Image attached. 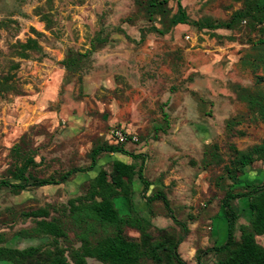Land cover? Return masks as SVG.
Listing matches in <instances>:
<instances>
[{
    "label": "rangeland",
    "instance_id": "374dc122",
    "mask_svg": "<svg viewBox=\"0 0 264 264\" xmlns=\"http://www.w3.org/2000/svg\"><path fill=\"white\" fill-rule=\"evenodd\" d=\"M244 1L181 3L190 22H214L227 21ZM138 2L0 0V81H8L0 85V181L16 182L15 168L28 158V171L38 179L57 180L70 169L86 168L92 149L111 145V127L126 125L137 142L122 146L144 155L143 175L151 185L143 194L135 180V195L120 200L119 210L149 218L152 234L164 228L182 236L178 253L187 264H196L197 255L202 264H215L212 252H201L225 242L221 199L230 190H244L226 172L232 148L246 151L264 140V121L249 104L250 97L264 96V33L242 23L215 31L183 26L165 35L177 15L175 1L168 3V18L154 21ZM29 40L36 48L24 50ZM65 60L74 63L68 70ZM213 146L217 156L210 157ZM116 159L141 164L102 153L95 169L61 184L18 192L1 188L0 245H77L71 227L68 239L30 233L39 218L28 214L46 209L49 218L61 216L68 201L86 193L90 179L99 169L109 171ZM238 174L240 181L261 183L264 160ZM155 190L166 194L185 230L168 218L160 201L149 206L152 217L147 213L143 197ZM233 206L243 210L237 226L247 224V200ZM125 232L139 238L134 228Z\"/></svg>",
    "mask_w": 264,
    "mask_h": 264
},
{
    "label": "trees",
    "instance_id": "16d2710c",
    "mask_svg": "<svg viewBox=\"0 0 264 264\" xmlns=\"http://www.w3.org/2000/svg\"><path fill=\"white\" fill-rule=\"evenodd\" d=\"M172 1H175L177 7V15L171 21L172 26L186 24L202 30L215 31L233 30L245 23L250 31L264 33V0H245L242 8L235 11L227 21L214 22H190L181 0ZM169 2L170 0H140L138 3L141 4L148 20L154 21L169 17ZM22 47L24 50L33 49L36 45L29 40ZM22 56H27L25 51ZM61 64L68 70L74 63L65 60ZM6 83L7 79L0 81V85ZM249 104L256 107L260 119L264 121V96L261 99L250 97ZM102 153H120L132 159H140L141 164L137 166L134 163L114 160L109 171L99 169L90 179L86 193L69 200L59 217L49 218L50 213L46 209H38L28 214L39 218L30 233L53 239H68L67 230L71 227L76 231L77 245L70 246L69 249L57 245L47 249L39 246L16 249L0 245V264H89L88 259L99 264H187L178 253L182 236L176 237L164 228H156L155 234H152L148 231L152 227L149 218L135 211L125 214L119 210L120 200L129 202L135 195V180L141 184L143 194H146L151 185L143 175L144 155H133L124 150L122 145L98 146L92 149L88 167L70 169L57 180L38 179L32 175L28 171V164L32 163V159L28 158L24 166L15 168L12 178L16 182L0 181V189L8 188L18 192L32 186L61 184L78 172L95 169L98 156ZM209 155L217 156L215 146ZM261 160H264V140L246 151L232 148V159L226 167V172L236 183H242L244 190H230L221 199V210L227 226L225 242L201 252L202 255L212 252L217 257L215 264H264V240L262 244L257 241V237H264V180L259 184H250L246 179H238V172L242 173L245 167ZM143 198L148 207V214H152L149 208L151 203L160 201L168 218L185 230V225L174 216L169 200L162 190H155ZM240 198L247 200L244 210L248 211L249 218L247 224L237 226V220L243 210H237L233 203ZM127 227L136 229L139 238L128 237L125 232ZM196 264H202L200 255L196 256Z\"/></svg>",
    "mask_w": 264,
    "mask_h": 264
},
{
    "label": "built area",
    "instance_id": "2783aa9c",
    "mask_svg": "<svg viewBox=\"0 0 264 264\" xmlns=\"http://www.w3.org/2000/svg\"><path fill=\"white\" fill-rule=\"evenodd\" d=\"M110 143L114 145H124L126 142H137L135 135H131L126 129L115 127L109 133Z\"/></svg>",
    "mask_w": 264,
    "mask_h": 264
},
{
    "label": "crops",
    "instance_id": "0c3cea01",
    "mask_svg": "<svg viewBox=\"0 0 264 264\" xmlns=\"http://www.w3.org/2000/svg\"><path fill=\"white\" fill-rule=\"evenodd\" d=\"M181 5H182V3H181ZM188 16V15H187ZM183 26H190V25H186V24H174L173 26H172V28H171V30H169V31H167V30H165L163 33L166 35V34H168L169 32L170 33H172L173 31L175 32V31H181L182 29H183ZM115 127H121V128H124V129H126L129 133H131V135H135V133L134 132H132L131 131V129L129 128V127H127L126 125H117V126H113V127H111V129H113V128H115ZM136 136V135H135ZM129 143H131V142H129ZM132 143H135V142H132ZM111 145H114V144H112L111 143ZM112 155H122V154H120V153H111ZM122 156H124V155H122ZM126 157H128V156H126ZM116 160H120V159H116ZM120 161H122V160H120ZM124 162V161H123ZM97 167V166H96ZM124 207H125V205H124Z\"/></svg>",
    "mask_w": 264,
    "mask_h": 264
}]
</instances>
